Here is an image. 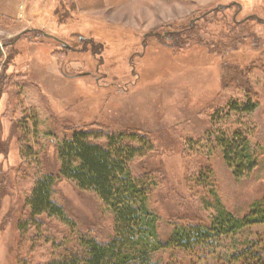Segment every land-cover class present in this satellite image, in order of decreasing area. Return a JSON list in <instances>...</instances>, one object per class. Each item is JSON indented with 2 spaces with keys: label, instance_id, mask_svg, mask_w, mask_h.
Here are the masks:
<instances>
[{
  "label": "rangeland",
  "instance_id": "374dc122",
  "mask_svg": "<svg viewBox=\"0 0 264 264\" xmlns=\"http://www.w3.org/2000/svg\"><path fill=\"white\" fill-rule=\"evenodd\" d=\"M248 17L255 20L236 27ZM196 20L190 37L179 31ZM155 33L182 34L184 43L168 49ZM0 73L9 80L0 95V264H45L77 248L80 235L104 241L113 232L94 195L58 180L53 199L74 226L40 217L37 228L20 233L36 163L20 145L23 127L14 132L19 124L43 172L56 171L55 145L70 129L148 135L154 151L133 170L155 182L149 203L162 239L175 223L209 217L207 188L195 179L201 167L211 169L227 210L240 215L264 199V0H0ZM230 75L233 82H224ZM247 96L256 108L235 115L230 105ZM240 129L258 166L235 179L214 138ZM257 244L264 226L158 259L227 264Z\"/></svg>",
  "mask_w": 264,
  "mask_h": 264
},
{
  "label": "trees",
  "instance_id": "16d2710c",
  "mask_svg": "<svg viewBox=\"0 0 264 264\" xmlns=\"http://www.w3.org/2000/svg\"><path fill=\"white\" fill-rule=\"evenodd\" d=\"M251 19L255 20L248 17L235 25L237 27ZM198 20L179 31L190 37L189 32ZM155 36H158L157 42L161 46L172 50L184 43L182 34L179 37L155 33ZM233 78L230 75L224 82L229 79L232 83ZM8 83L6 75L0 73V95ZM236 105L229 107L235 115L250 114L256 108L248 96L246 103ZM21 127L23 134L18 133ZM14 130L18 133L20 145L23 144L28 150L29 161L36 163V167L30 168L34 177L33 186L23 202L29 215L18 224L22 235L26 234L28 228H37L40 217L54 218L66 226H74L64 208L53 199L58 180L71 182L78 191L94 195L112 216L113 232L108 239L100 241L92 236L80 235L77 248L45 264H164L158 259L160 253L171 250L194 253L205 249L212 238L234 235L253 226H264V199L254 201L240 215L227 210L214 191L211 169L201 167L195 179L198 185L207 188L211 203H204L203 206L212 210L209 217L200 223H175L167 238L162 239L159 235V217L149 203L155 182L148 175H138L133 170L136 160H145L154 151L148 135L138 131L103 133L70 129L68 136L55 145L56 171L43 172L39 153H31L26 145L24 126L19 124ZM214 139L226 167L235 179L248 177L257 168L258 159L251 149L246 131H227L219 133ZM226 263L264 264V244L241 249ZM208 264L225 263L215 261Z\"/></svg>",
  "mask_w": 264,
  "mask_h": 264
}]
</instances>
